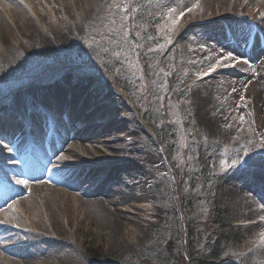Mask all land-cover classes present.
Wrapping results in <instances>:
<instances>
[{"label": "rangeland", "instance_id": "374dc122", "mask_svg": "<svg viewBox=\"0 0 264 264\" xmlns=\"http://www.w3.org/2000/svg\"><path fill=\"white\" fill-rule=\"evenodd\" d=\"M100 1L96 0V2ZM231 1L234 2L232 6L221 5L220 8L215 6V0H213L215 4L211 7H208L207 2L203 5V2L201 9L200 7L197 8L200 6L197 5L194 6L195 9L191 13H188L184 10L185 6L183 7L182 0H107L101 9H93L96 17L88 15V19H85V17L80 16L81 22H84L83 26L80 27V24L74 23L75 21L69 17L52 26L47 18L48 7L45 9L42 5V3L45 5H48V3H45L44 0H35L33 7L36 8L45 25L43 32L46 35L43 36V39L48 42V48H45L46 45L38 42V40L36 45L28 43L26 47H20L15 52H0V90H2L0 92V104L4 100L6 101L3 104H7L9 97L22 94L27 89H34V92L26 99L29 102L36 99L37 91L40 96H43V93L48 92L49 89L53 90L59 86L65 89V86L71 80L72 82L81 80V85L86 82L90 84L91 82L95 86V83L99 81L100 85L104 87L105 83L100 82L102 78L98 74L99 67L95 68V66L106 69L112 68L122 81L129 83L131 92L136 93L139 100L145 94L153 98L151 102L153 113L149 114V118H167L166 121L172 125L165 130L164 137L167 146L173 145L175 150L172 155L164 159L162 157L164 154L158 151L159 148L155 145V140L139 131L143 126L137 124L142 122V117L137 116V113L133 114L131 121L128 123L129 128L133 131L132 135H135L134 132L137 133L136 135H141L142 142L146 147L143 150L136 151V148L142 149L144 147L140 144V140L132 152V154H135L133 158L135 162H140L141 154H145V156L152 158L150 162L155 158L156 161L151 169V176H146L143 180L144 184L146 182L147 185L146 191L142 190L143 193L136 191L131 195L139 201L146 199L155 202L156 198H161V200H164L161 202L164 203H160V205L164 204V206L160 211L163 212L162 216L166 217L175 205L172 196L175 194L172 172L179 174L182 179H186L184 183L186 195L189 193L191 183H197V185H194L197 188L192 192V198H190L193 202L196 199L198 200L197 194L203 187L213 185L210 176L215 175V172H217V187L214 185L212 194L216 197L214 205L223 206L226 210L224 218L227 221V234L238 237L239 242H231L227 250L228 253L213 264H264V219L261 218L264 210L259 208L260 205L257 204V201L264 200V169L257 172L255 168L245 166L247 159L264 158V127L259 126L256 117L253 118L252 115L249 118L250 124H245L243 128H240V131L229 128L224 132L223 137L216 135L205 122V119H209L210 116L197 112L193 101L194 92H198L202 88L201 81L210 83L213 79L219 80L221 77H227L224 75L236 80L234 78L240 75L241 71L239 70H244L248 71L250 76L264 86L262 75L264 71L262 73L255 68H227L226 64L233 62L231 58L226 59L224 63L216 62L203 65L197 69L195 74L187 66H184L188 64L194 51L201 50V47H204L202 44L207 43V39L212 32H221L219 28H215L216 24L221 25L228 32L229 40L233 42L239 43L240 40L246 41V39L248 41L251 37L253 28L248 19L252 20V18H233L236 15L232 13L236 8L235 0H219V4H230ZM8 3L9 6L16 4L21 6L22 4L24 8H28V4L24 0H20L21 4L13 0ZM61 7L64 8V6ZM217 8L221 12L219 15H223L219 22L212 24L204 22L198 26H190V24L201 19L199 16H202L203 19L204 17L211 18L215 16L217 12L215 9ZM56 10L61 11L57 7ZM98 10H100L99 16ZM228 13H230V16H228ZM8 14L11 16L9 12ZM27 15L30 16L28 12ZM183 15L186 18H183ZM57 16H59L58 13ZM1 17L5 16L0 12V22L4 19ZM186 20L188 21L187 25L185 24ZM6 25L9 28L8 24ZM47 27L49 33H46ZM65 28L70 29L71 35L67 34L68 40L65 43L68 44L61 45L55 33L60 30L61 33H64ZM78 30L83 34L79 35ZM133 31H135L134 35L131 33ZM19 41L17 40V42ZM138 47L139 49L144 48L143 51L138 52ZM171 60L179 62L173 63ZM91 63L93 66L90 65ZM195 63L198 65L197 62ZM135 64L143 65L148 74L153 75L150 76L151 78L149 77L150 81L148 83H146L143 75H139L141 70L136 69ZM58 65L61 67H57ZM88 65L89 70L83 69ZM49 66H56L57 69L48 71L36 82H32L31 79L17 80V78H23L27 75L41 73ZM215 66L217 68H214ZM44 78L45 80L41 81ZM47 79L50 82H45ZM13 81L17 87L12 85L13 89L11 91L8 86ZM22 83L26 84V86H23L24 88L21 87ZM48 84L51 85L48 86ZM7 89H9V92H7ZM101 90L100 93L104 92V88ZM232 94V91H228L226 93L227 97H223L226 106L230 105L229 101H225ZM246 95L242 96L239 101H244ZM111 97L115 98L111 94H108L106 98L110 99ZM124 98L126 99V96ZM125 99L123 100L125 101ZM250 101L254 103L252 97H250ZM135 104L141 106L139 102ZM28 107L27 104L24 107L23 102V105L17 106V109L23 111ZM156 111L159 113L164 112V114L161 115ZM147 123L151 126L150 120ZM143 125L149 128V125L144 123ZM125 127L126 124H121L120 129L125 131ZM109 138L110 136L107 135L102 140L91 143V146L93 145L95 148L102 147L101 142ZM115 146L119 148L123 147L124 144L119 143ZM105 149L109 150V153L113 151L107 145ZM119 156L124 158L121 154ZM162 164L165 166L163 167ZM125 165L127 167L132 166L130 162ZM127 170L128 173H124L127 177L132 174L135 176L130 171L131 169ZM206 173H209V176L206 177ZM219 175L222 176L218 177ZM113 180L115 184L111 182V188L114 187L116 188L115 191H122V193L123 189L128 192L127 186L131 187L135 182L141 183L140 179L139 181L132 179L126 186L125 184L118 185L119 182H116L114 178ZM223 181L224 183H222ZM143 182L141 187L136 190L145 189V187L143 188ZM225 183H227V186ZM84 188L87 189V186ZM54 190L52 193L56 199L55 204L64 206L67 212L76 209L73 204H66L69 199L80 198L81 202H98L100 199V195L95 198H83L78 191H71L69 188L62 186H58ZM206 190L204 196L208 197L209 191ZM243 193H253V196L250 195L241 201ZM143 194H146L145 197H142ZM101 196L103 197V195ZM117 196L116 194L112 195V202ZM102 200H104V197ZM130 201L131 199H126V203ZM251 205H253V208ZM116 209L117 207H114L115 212L113 214L115 217L118 212ZM17 210V207H15L14 211L16 212L15 214L11 212V215L18 217H16V220L18 224L22 225L20 227L22 231H17L18 235L16 233L15 235L10 234L15 236L14 241L19 242L21 239L26 238L32 239L31 235L35 236L32 230L40 235L44 227L39 223V219H43L44 210H37L38 217L32 211L29 212L28 221L33 222L36 229L28 225L26 220L17 213ZM92 211L89 216L91 218L90 222L85 220L80 223H70L71 228H77L75 237H82L81 247L73 244L62 247L56 244H52L51 247L47 248L44 246L46 250L50 248L52 253L48 256L47 262L42 259L37 260L35 264H137L136 261L139 260H141L140 264L177 263L176 260L168 259V256L173 253V244H177L176 240L179 237L166 231H152V227L143 222L144 213L130 215L119 212L117 214L135 219V224L132 223V225L139 232V234H135L132 230H122L118 225L119 223L108 222L106 217H103L102 222L99 223L100 212L97 209ZM157 213L160 214L159 211ZM198 214H201V211H198ZM117 218L120 220L121 217L117 216ZM204 218L206 219V216ZM145 220L148 221V218H145ZM256 220L261 224L254 225L252 228L250 226L233 227L242 226L245 223L252 225L256 223ZM162 223L165 224L164 220ZM159 225H161V222ZM212 229H216V227L213 226ZM64 232L66 237H69L66 228ZM191 238L196 239L197 236L191 234ZM206 242L207 238L203 237L201 244L196 249L205 258L208 257V254H203L202 247L205 246ZM29 243H32V241ZM153 249H155L154 252H150ZM0 254L4 256L2 252ZM173 254L174 258L178 260V253ZM8 261L11 262V260Z\"/></svg>", "mask_w": 264, "mask_h": 264}, {"label": "bare ground", "instance_id": "6f19581e", "mask_svg": "<svg viewBox=\"0 0 264 264\" xmlns=\"http://www.w3.org/2000/svg\"><path fill=\"white\" fill-rule=\"evenodd\" d=\"M9 1L12 0H0V12L2 13V15L4 14L5 16L1 18L2 19L6 18L5 20L3 19L2 22H0V52L2 51H5L7 53L15 52L20 47H26L28 43H34L36 45L38 42L45 44L46 45L45 48H48L49 45L48 42H45L44 41L45 39H43V36L46 35L43 32L45 25L43 24L42 17L40 16V14L37 13L36 8L33 7V4H35V0H24L28 4V8H24V6L22 5L21 7L17 4L14 5L15 7L13 5L9 6L8 3ZM13 1L16 3L19 2V0H13ZM215 1H216L215 6L219 8L221 7V5L232 6L234 4L233 1H231L230 4L228 3L219 4V0H215ZM44 2L48 3V5H45L44 3H42V5L45 7V9L48 7L47 18L48 21L51 22L53 26L56 25L61 20L64 21L67 17L74 20L75 21L74 23L76 22L78 23L81 21L80 16L85 17V19H88V15L96 17V14H94L95 12L93 9H101L105 0H101L100 2H96V0H44ZM205 2L208 3V7H211L215 4L213 3V0H182L183 7L185 6L184 10L188 13H191L195 9L194 6L197 5H200L197 8L200 7L201 9V7L205 4ZM61 6H64V8H62ZM56 7L59 8V10L61 11H57ZM235 7L236 8L234 12L237 13L232 12L233 14L242 17L248 16V18H252L254 20L255 32L252 38L249 41H247V39L246 41L240 40L241 42L238 43L239 46H236L235 43L227 39V31L222 27H218L219 25L216 24L215 28L216 29L219 28L221 32H217V33L212 32V34H210V37L207 39V43L202 44L204 47H201V50L197 49L196 51H194L188 64L184 65L187 66L189 69H191L194 72V74L197 72V69L199 67L203 65L214 64L216 62H221L222 60L228 59L226 57L229 56L233 61L232 63L235 64L233 68L235 67H236L235 69L255 68L257 69V71L263 73L264 71V0H235ZM219 8L215 9L217 10V12L216 15L213 16L214 18L213 20L205 17L203 19L202 16H199L201 20H198L196 23L190 24V26H198L203 24L204 22H208L207 24L219 22L220 19L223 18V15H219L221 13L219 11L220 10ZM98 11H99L98 16H99L100 10ZM8 12L11 14V16H9ZM27 12L30 14V16L27 15ZM57 13L59 16H57ZM228 16H230V13H228ZM187 22L188 21L186 20L185 21L186 25ZM83 23L84 22L80 24V27L83 25ZM6 24H8L9 28L7 27ZM15 27L17 28L15 29ZM63 31L65 32L61 33L60 30L58 33L57 31L55 33V36L58 38V41L61 43V45L68 40L67 34L71 35V31L69 28L68 29L65 28V30ZM46 33H49L48 27ZM17 40L20 41L17 42ZM66 44L68 43H65V45ZM243 61H246L247 63H242ZM172 62L178 63L179 61H175V62L172 61ZM195 62H197L198 65ZM214 68H217V66H215ZM239 71H241L240 75L234 78L236 80H232L231 78L228 77V75H224L227 77H221L219 78V80L213 79L210 83L207 81L206 82L201 81L200 84L202 85V88H200L198 92L197 91L194 92L195 97L193 98V101L195 102L196 111L202 112V114H205V116H210L209 119H205L206 124L213 132L216 133V135L222 137L224 135V132H226L227 129L229 128L236 131V130H241L240 128H243L245 124L249 125L250 124L249 118L252 115L253 118L256 117L258 125L264 127V86L260 82H258L254 77L250 76V73L248 71L247 72L244 70H239ZM236 74L238 73L236 72ZM262 75L264 78V73ZM247 85L249 86L248 88L246 87ZM229 88L232 89L229 90ZM57 90H60V87H58ZM225 91L233 92L232 95L228 96L229 99L225 101V102L227 101L230 102L229 106H226L224 103V98L227 97L226 96L227 92L225 93ZM87 93L89 92L86 91V94ZM244 95H246L244 101H239V99L242 96L244 97ZM250 97H252L254 103H251ZM22 98L23 97L19 95L13 99L12 103L7 104L6 106L0 105L1 109L7 108V113L10 115L9 119L11 120L9 123L10 124L13 123V126L16 128L20 126V123L22 122L21 119L23 118L18 119L20 117H18L17 114H14L16 113L14 110L17 106L21 104ZM247 98L249 99V101ZM201 105H203L204 107H202ZM27 114H29V116H33L31 112H28ZM6 124L7 122H5L4 125ZM0 127L4 128V126L2 125H0ZM107 129L103 130L102 133L98 135V137L100 138V135L107 134L109 132V130ZM16 134L17 131L10 132L12 141L17 143L19 141V138ZM126 147L129 146L126 145ZM84 150L88 152V154L87 153L86 154L89 157V149L84 148ZM120 152L122 153L126 152V149L121 147L119 153ZM72 154L74 155V157H78L76 152H72ZM129 154H130V150H127V155ZM130 156L134 157L135 154H132ZM150 160L151 158L146 157L144 159H140V163L141 165L149 167L150 164L152 165L155 164L156 159H153L152 162H150ZM29 162L30 165L33 164V162H31L30 160L25 161V163H29ZM114 169L115 167L110 169L111 172H105L101 174V180H103L106 177L103 180L101 186L99 185L92 195L85 196L86 198L89 197L93 198V196L100 193L99 201L81 202V200H78L76 198L69 199V200H74V202L71 203L70 201H67L66 204L68 205L73 204L74 205L73 207L76 208L71 212H67V210L65 212H62L64 206H58L57 204H55L56 199L54 197V194L48 187L45 188L41 187L37 191L34 198L33 197L30 199L23 198L20 204H24L26 207L24 206L23 208H21L23 205L21 206L19 204L20 205L19 208L21 209L18 210L19 211L18 214L23 215V218L26 220L28 225L36 229V227L33 225V222L27 220H29L28 215L30 211H32V213H34L38 217L39 213L37 212V204L35 201L38 200V203L44 205V206H40L45 211L44 218L42 220L39 219V223L42 224L44 228L43 230H41L40 235L36 233L35 230H32L35 233V236L31 235L32 239L30 238L21 239L19 242L14 241L15 236H11L7 232L0 231V253L2 252L4 254V256L0 254V264H35L37 260L40 261L42 259L45 262H47L48 256L51 255L52 252L50 251L51 250L50 248L46 250L44 246H46L47 248V247H51L52 244H56L59 247L68 244H73L77 247H81L82 237L80 238L75 237L77 228L74 229L71 228V224L73 222L80 223L85 220L90 222L91 218L89 216L93 209H97L100 212L99 223L102 222L103 217H106V219H108L107 220L108 222L119 223L118 225L122 230L124 231L132 230L134 231L135 234H139L137 228L134 227V225H132V223H134L135 220L134 218L130 219L125 216L117 215L119 212L120 213L125 212L122 209H120V211L117 210L118 212L116 213V217L113 214V212H115L114 211L115 206L125 207L124 205L128 204L126 203L127 198L131 199L130 202H134V203L138 202L137 200H134L135 197L131 195L133 193H136V188L127 185L128 182L132 180V178L137 177L136 179H134V181L137 180L139 181V179L144 178L145 173L140 172L139 168H135V177H131V175L127 177L124 174V173H128L127 168L122 169V167L121 168L118 167L116 168L117 171H115ZM11 175L16 176V181L19 182L21 186H23V180L20 177L17 178V173H15L14 170L11 171ZM75 175L76 173L72 174L73 177H75ZM89 175L95 177L97 175V172L93 170L89 171L88 176L85 177L84 180L87 179L90 180ZM82 176L83 173L80 174L79 178H81ZM1 178L5 182L6 176L3 173L1 174ZM10 178L11 176H7V182L10 181ZM113 178L116 180V182H119L118 185L125 184L127 186L126 189L128 190V192L124 189L123 190L124 192L120 193L118 191H115L116 188L114 187L111 188L110 183L114 182ZM141 191L142 189L137 190V192L143 193V191L142 192ZM17 193L19 194V192ZM113 194H118V196L119 195L122 196L119 202H112L111 197ZM101 195H103L104 200H102L103 197ZM141 202H145V201H141ZM251 207L253 208V205H251ZM117 216L121 217L120 220L117 218ZM96 217L98 218V216ZM143 222L146 223V220H143ZM11 224L16 225L14 221H12ZM65 228H66V232H69V237H66L65 235L64 232ZM31 241L32 243H29ZM8 260H11V262Z\"/></svg>", "mask_w": 264, "mask_h": 264}, {"label": "snow or ice", "instance_id": "6c2138e0", "mask_svg": "<svg viewBox=\"0 0 264 264\" xmlns=\"http://www.w3.org/2000/svg\"><path fill=\"white\" fill-rule=\"evenodd\" d=\"M226 58L230 59L231 57L229 56V57H226ZM65 159H67V158L65 157Z\"/></svg>", "mask_w": 264, "mask_h": 264}]
</instances>
